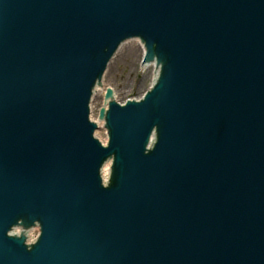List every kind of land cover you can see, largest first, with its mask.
Segmentation results:
<instances>
[{"label": "water", "instance_id": "water-1", "mask_svg": "<svg viewBox=\"0 0 264 264\" xmlns=\"http://www.w3.org/2000/svg\"><path fill=\"white\" fill-rule=\"evenodd\" d=\"M0 264H264V0H0Z\"/></svg>", "mask_w": 264, "mask_h": 264}]
</instances>
